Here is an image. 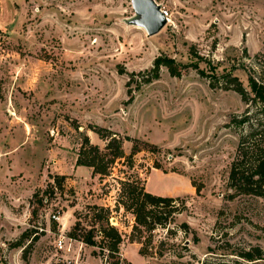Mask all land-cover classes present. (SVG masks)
<instances>
[{
	"label": "rangeland",
	"instance_id": "374dc122",
	"mask_svg": "<svg viewBox=\"0 0 264 264\" xmlns=\"http://www.w3.org/2000/svg\"><path fill=\"white\" fill-rule=\"evenodd\" d=\"M156 1L170 17L151 36L129 23L131 0H0V264H104L98 248L67 234L88 205L114 207L116 178L131 172L149 192L178 198L183 211L151 232L134 228L124 208L115 212L124 264H199L255 246L264 252V197L229 185L248 132L231 123L248 107L241 95L212 88L193 68L175 77L162 67L158 79L141 81L166 54L210 74L231 71L249 89L246 68L264 62V0ZM91 125L123 137L126 155L140 140L133 169L117 160L107 177L79 164L85 134L106 145ZM56 175L65 176L63 187ZM26 230L39 239L15 246Z\"/></svg>",
	"mask_w": 264,
	"mask_h": 264
},
{
	"label": "trees",
	"instance_id": "16d2710c",
	"mask_svg": "<svg viewBox=\"0 0 264 264\" xmlns=\"http://www.w3.org/2000/svg\"><path fill=\"white\" fill-rule=\"evenodd\" d=\"M245 52L246 57L249 58V54L247 51ZM190 53L203 59L193 46ZM162 67H166L175 77H181L189 68L196 69L201 76L209 79L212 88L232 89L241 95L248 107L243 114L233 115L231 123L247 125L248 132L240 138L237 155L231 164L229 185L236 190L235 194L264 197V62H258L256 68H246L249 89L231 71L221 75L210 74L202 70L196 62L184 64L166 54L157 56L152 68L141 73V81L150 83L154 79H158ZM131 75L135 74L131 73ZM90 129L106 141V145L103 149L100 148L91 142L88 134H85L83 145L87 149V156L83 159L79 158L80 165L92 167L93 173L107 177L112 175L111 168L117 160L124 159L125 165L131 169L134 168V155L140 150L139 139H132L134 141L132 152L126 155L123 148L124 138L119 134L99 125H91ZM125 139L131 140L129 136ZM54 178L57 186L63 187L65 176L56 175ZM116 179L120 187L115 206L88 205L85 210L75 213L76 221L67 234L71 239L98 248L95 253L104 260V264H124V260L120 256L123 234L111 221L115 212L124 208L126 212L133 214L134 228H144L151 232L157 227H167L171 219L183 211L175 204L178 198L149 192L146 189V180L142 179L138 173L131 172L127 177ZM197 189L199 188L197 187ZM231 197H234V194ZM184 226L188 227V224H184ZM26 239H29L32 245L39 239V236L37 234L31 237L29 231L26 230L15 246L24 245ZM140 254H145L143 248L140 249ZM230 255L254 262V264L258 263L257 260L264 258L263 250L259 246H255L240 250L232 248L231 253L223 254L219 256L220 258L207 256L203 260H198V263H238V260L226 259Z\"/></svg>",
	"mask_w": 264,
	"mask_h": 264
},
{
	"label": "water",
	"instance_id": "95a60500",
	"mask_svg": "<svg viewBox=\"0 0 264 264\" xmlns=\"http://www.w3.org/2000/svg\"><path fill=\"white\" fill-rule=\"evenodd\" d=\"M136 16L129 20L132 25L144 28L151 36L158 34L168 23L162 7L156 0H131Z\"/></svg>",
	"mask_w": 264,
	"mask_h": 264
},
{
	"label": "built area",
	"instance_id": "2783aa9c",
	"mask_svg": "<svg viewBox=\"0 0 264 264\" xmlns=\"http://www.w3.org/2000/svg\"><path fill=\"white\" fill-rule=\"evenodd\" d=\"M162 10H163V12H164V15L168 18V20H169V12H168V10H166V9H164V8H162ZM57 219H59V216L58 217H56ZM64 239H65V236H63V235H61V238H60V240H59V247L60 248H62L63 247V243H64Z\"/></svg>",
	"mask_w": 264,
	"mask_h": 264
},
{
	"label": "crops",
	"instance_id": "0c3cea01",
	"mask_svg": "<svg viewBox=\"0 0 264 264\" xmlns=\"http://www.w3.org/2000/svg\"><path fill=\"white\" fill-rule=\"evenodd\" d=\"M106 205H107V206H108V205H110V206H111V204H106Z\"/></svg>",
	"mask_w": 264,
	"mask_h": 264
}]
</instances>
